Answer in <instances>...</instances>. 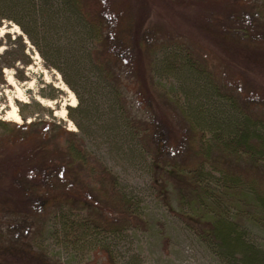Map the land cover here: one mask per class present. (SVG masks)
<instances>
[{
  "label": "rangeland",
  "instance_id": "1",
  "mask_svg": "<svg viewBox=\"0 0 264 264\" xmlns=\"http://www.w3.org/2000/svg\"><path fill=\"white\" fill-rule=\"evenodd\" d=\"M64 3L0 0V264H264V0Z\"/></svg>",
  "mask_w": 264,
  "mask_h": 264
},
{
  "label": "trees",
  "instance_id": "2",
  "mask_svg": "<svg viewBox=\"0 0 264 264\" xmlns=\"http://www.w3.org/2000/svg\"><path fill=\"white\" fill-rule=\"evenodd\" d=\"M75 3H76V8H75V10L77 11V13L80 15V17L85 21V23L86 24H90L91 25V27L93 28V31H91L90 33L92 34V36H93V38H95V39H100V35L98 36L97 34H98V31H97V28H99L98 27V25L97 24H93V22H91L90 20H89V18L86 16L85 17V15H84V13L81 11V9H80V7H79V4H78V0H73ZM65 0H56V7H57V9H58V12L60 13V15L61 16H64V17H66L69 21H70V23L72 22L76 27H78V28H80L79 27V25H78V23H77V21H76V19H75V17H74V15L66 8V6H65ZM253 14L254 15H257V14H264V7H263V12L261 11V12H259V13H254L253 12ZM253 14H248V18H249V21H252L253 20ZM58 15V14H57ZM56 15V16H57ZM9 16H11V15H8L7 13H5V14H2L1 12H0V17H3V19H5V18H9ZM244 19H246V18H244ZM61 20H62V18H61ZM245 21V20H244ZM232 22V24L234 25V26H240V25H238V23H237V20H232L231 21ZM97 25V26H96ZM95 31L97 32V33H95ZM80 32V31H79ZM80 33H82V32H80ZM83 35V34H82ZM106 55V54H105ZM109 55H110V53H109ZM103 62L102 61H99V63H98V65H97V67H95L94 69H93V71H92V74H93V76H94V81H96V79H97V77L99 76V74H100V80H102V81H104L105 80V78H107V75H106V73L107 72H105V70H106V68L103 66ZM101 74H103L102 76H101ZM108 74V73H107ZM99 80V81H100ZM104 84H106L105 82H103ZM110 89V86H108L107 87V89H106V92H107V90H109ZM54 98V97H53ZM232 119V118H231ZM202 120V119H201ZM34 123V122H33ZM32 123V124H33ZM193 123V125L195 126L196 124L194 123V122H192ZM199 122H197V125H196V127L197 128H202V123L201 124H198ZM39 123H34L32 126H39L38 125ZM5 125H8V124H5ZM259 125H262L263 126V124H260L258 121H254V119L252 120V118H250V117H243V116H237V117H235V120H234V126H235V128H238L237 130H239V131H243V132H245V134H246V136H247V138L248 139H250V140H252V139H257L258 138V136L260 137V139L262 140V143L263 144H261L259 147H256V146H253V147H250L249 149H248V152L255 158V161H256V163L257 164H259V163H261L262 161H264V136H262V134L260 133V132H258L257 131V128H258V126ZM24 126L27 128V126L25 125V124H23V125H15V127L17 128H19V129H22V128H24ZM54 128H57L58 129V131L59 130H61V127H59L58 125H56V124H53L52 125ZM253 126H255V130H254V133H252L251 131H249V130H251V128L253 127ZM264 128V127H263ZM21 131V130H20ZM23 131H25V130H23ZM23 131L22 132H20L19 134H15L14 136H15V138L13 139V143H15V141H18V140H20V139H22V140H24L25 138H22L23 137ZM262 133H263V135H264V130L262 131ZM77 139L78 138H73L72 139V143H71V145H75V144H77ZM20 142V141H19ZM25 142H22V144H24ZM25 145V144H24ZM75 148V147H74ZM26 149H28V147H26ZM83 167L85 168V169H90L92 172L94 171L92 168H91V166H90V163L89 162H87V163H84L83 164ZM207 175H209V174H207ZM201 177H203L202 176V174L201 175H199L198 176V178H201ZM205 178V176L202 178V179H204ZM220 181V183H221V187H225V188H234L235 190H238V191H240V192H244L245 194H247V193H250V194H252V192H255V194L258 196L259 195V193H257L255 190H254V186L252 185V184H243V183H241L240 182V178L239 177H237V176H232L231 175V177H229V176H227V177H224L223 179H220L219 180ZM114 186H116V183H115V185ZM48 187H49V191L51 192V196H53L52 195V189H51V187H52V185L51 184H48ZM114 190H116V188H114ZM73 194H74V192H73ZM258 199L259 200H261V203H262V205H264V198L263 197H261V196H259L258 197ZM49 204L48 202H45V204ZM65 220H66V225L68 224V218H65ZM63 225H64V223H63ZM65 226V225H64ZM69 227L70 226H65V228H66V233H67V229H69ZM216 230H219V228L218 227H216L215 228ZM224 229V228H223ZM224 233H225V235L227 234V240H229L230 242L232 241V239L235 241L236 239H237V237L236 238H233V237H231V236H234L233 234V232L231 233V231H224ZM237 235H239L238 233H236ZM214 235V237H217V235L216 234H213ZM212 237V236H211ZM213 238V237H212ZM210 242H211V244L213 243V241H212V239H210ZM213 245H215V244H213ZM238 247H240L242 250H244V253L246 254V255H249L250 254V251L247 249L248 247H246V245L245 244H240L239 243V245H238ZM255 257H254V259L253 260H249V264H262L261 263V261H260V258L258 257V256H256V255H254Z\"/></svg>",
  "mask_w": 264,
  "mask_h": 264
},
{
  "label": "bare ground",
  "instance_id": "3",
  "mask_svg": "<svg viewBox=\"0 0 264 264\" xmlns=\"http://www.w3.org/2000/svg\"><path fill=\"white\" fill-rule=\"evenodd\" d=\"M5 28V27H4ZM4 28H2V32H8V30H4ZM10 82V81H9ZM12 83V81L10 82V84ZM60 89H62L63 91H67V89L65 88V86H61V85H59L58 86ZM19 91H21V90H19ZM22 92H20L19 93V96H22V94H21ZM72 98V103H70L69 105L70 106H75L76 105V102H77V100H76V98L74 97V96H72L71 97ZM42 105H44V106H47V107H49V108H52L53 107V105H54V102L53 101H56V100H58V98H56V97H54V98H52L51 100H44V99H37ZM18 101V102H17ZM19 102H26V103H28V101L27 100H25V99H22V98H20V97H16V100H14V101H12V104H11V111H10V113H9V118H10V121H12V122H15V123H18V124H20L21 122H22V118H21V115L19 114V112H18V106H19ZM29 104V103H28ZM65 114H66V112L65 111H63V113H62V115H61V118H64V116H65ZM72 131H74V132H76V129H72Z\"/></svg>",
  "mask_w": 264,
  "mask_h": 264
}]
</instances>
